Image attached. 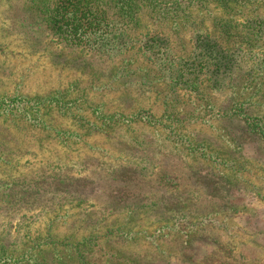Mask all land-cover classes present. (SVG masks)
Returning <instances> with one entry per match:
<instances>
[{"label": "rangeland", "instance_id": "374dc122", "mask_svg": "<svg viewBox=\"0 0 264 264\" xmlns=\"http://www.w3.org/2000/svg\"><path fill=\"white\" fill-rule=\"evenodd\" d=\"M51 1L41 14L0 0V98L73 85L74 117L45 119L76 134L48 137L0 116V234L12 256L31 247L21 238L48 231L80 246L84 261L61 253L64 264H264V0H108L105 19L85 0ZM140 110L164 115L203 157L165 140L160 122L123 125ZM160 173L175 185L161 187ZM61 181L71 196L54 195ZM183 215L192 224L162 229Z\"/></svg>", "mask_w": 264, "mask_h": 264}, {"label": "trees", "instance_id": "16d2710c", "mask_svg": "<svg viewBox=\"0 0 264 264\" xmlns=\"http://www.w3.org/2000/svg\"><path fill=\"white\" fill-rule=\"evenodd\" d=\"M87 1V7H84V9H86L89 14L91 16H98V18L100 19H105L107 16L106 11L109 9V1L111 0H85ZM129 4H131V8H133L136 3L137 0H127ZM179 0H172V1H163L160 0L161 4H169V5H176L180 2H178ZM232 1V0H229ZM52 1L51 0H26V4L28 5V7L30 9H34V11L38 10L40 11L39 13L41 14H45V10H49ZM219 2V1H218ZM244 3V2H242ZM101 4V5H100ZM245 4V3H244ZM100 5V6H99ZM92 10V13H91ZM136 21V20H135ZM134 21V22H135ZM73 85H71L67 90H63V91H57L55 94H53L52 96H46V97H33V98H27V97H8V96H4L2 98H0V116H4L3 114H6L5 112H8V116L11 117H16L20 120L21 123H25V125H29L34 127L32 129H35L36 127L38 129H40V131H42L43 133L47 132V136L50 137L49 133H54L56 135V137L62 135V136H67L68 138H73L76 137V134L73 133H68L69 131L66 132H61L59 130L53 129L51 128L47 122L46 119L47 117H51L52 115H58L60 117L64 116V115H68L70 114V117L73 118L74 117V111L72 110L70 113H68L67 111H70V109L67 107V103L68 100L66 97V94L68 93V91L70 89H72ZM14 103H19L16 106H13ZM12 106L11 108L6 109L7 107ZM166 112V111H165ZM165 112L163 114H165ZM172 114V113H171ZM164 116V115H163ZM163 116L160 119H157L156 121L154 120V117L152 116V114H150L148 111L145 110H140L138 112H133L130 114V116H127L126 118L124 117L123 119V125H125L126 127L129 126V124H134V123H139V124H146V125H150L152 126L153 123H158L161 127H164V132L166 134V136H164V139H168L173 141L174 143H178L181 142L180 145L183 146L188 153L190 155H195L202 158L203 157V152H199V149L203 148V146L201 145H194L192 141H190L189 139H187L186 137H184L183 135H180L178 137H174V133L172 131V128L170 126H167L165 123H161V121L163 120ZM111 120L112 117H110ZM247 120V124L249 122V119ZM117 124V123H115ZM255 127V131H256ZM259 128L257 129L256 133H259ZM261 132V131H260ZM263 138H264V132L260 133ZM170 138H175V139H170ZM203 151V150H202ZM207 162L210 161L206 160ZM156 177H154L156 183L158 182V184L161 187H165L170 189V187H172V185H175L174 183V177L167 174V173H160L158 175H155ZM172 182V183H171ZM62 187H58V184H54L53 185V189L55 190L53 193L54 195L58 194L59 191L61 192V194L63 195H70L72 194L74 191L70 188L74 186V184L72 185V183H65L63 181H61ZM122 195V194H121ZM71 196V195H70ZM128 197V196H127ZM122 199V198H121ZM0 200H2V197H0ZM11 200V199H10ZM60 200V199H59ZM20 202H24V203H29L30 201L27 198H22L21 200H19ZM13 204H17V202H13ZM13 206V205H12ZM165 206V205H164ZM139 206H137V204L135 203L133 205V207H131V213L135 212L134 210L138 209ZM140 208H143V206H140ZM138 211V210H137ZM69 211L66 210L64 212V216L67 217H73L72 214L68 213ZM51 213V212H50ZM48 215V214H46ZM61 215V212L56 213L55 215L53 214L51 218H49L48 223L50 220H53L50 222V224L54 223V221L56 219H61L64 216ZM188 217H186L185 215L183 216H179L176 217L173 220V223L169 224L167 223L165 226H163V230H167V231H174V229L176 227L179 226V223H184V226H187L189 224H192L191 222L187 221ZM58 223V222H57ZM48 226V229L50 227H53V225ZM175 227V228H174ZM174 228V229H173ZM114 231V230H112ZM35 233H38L39 231H34ZM49 232H52L51 230ZM109 232V231H108ZM116 232V231H115ZM185 231H180L179 234L182 235L183 237L185 236L184 233ZM32 232L27 231V235L31 234ZM45 233H47V236L45 238H40L37 237L36 240L31 239L32 237L30 236H25L27 237V241H25L23 238H21L20 240L22 241V246H27L30 244V248L29 250L22 255L19 259H16V257H13L12 254L15 252L11 251L10 248H12V246H9L5 241V237H3L0 234V264H15V263H19V262H23L25 264H64V256L62 257V261L60 258V254L61 253H65L69 256H71L72 258L78 259L79 261L83 262L84 261V257L83 254L80 250V246H73V244H66V245H62V242L60 241H56L50 234H48V231H46ZM113 233V232H112ZM111 232H109L107 234L104 233L105 238L108 237L109 234H112ZM200 233V232H199ZM117 235L119 237H125L127 235H134L131 232H124L122 230L117 231ZM112 236V235H110ZM97 237V236H96ZM117 237V236H115ZM92 240L95 239H85L83 241H81L79 244H84V243H88ZM186 243L189 244L190 241V237H185ZM14 243H17V239H13ZM35 241H39V244L34 243ZM13 243V244H14ZM57 246H61L63 247V251H58ZM95 245L91 244V245H84L81 246V248H85L90 250L92 247H94ZM14 247H17L14 245ZM32 252L35 253V255H32ZM50 252V253H49ZM54 254L55 252L57 254L54 255H58L57 258L53 259L51 258L50 261L49 260H45V256H42L44 254L46 255H51L52 253ZM38 255H40V257H38ZM70 259V258H69Z\"/></svg>", "mask_w": 264, "mask_h": 264}]
</instances>
